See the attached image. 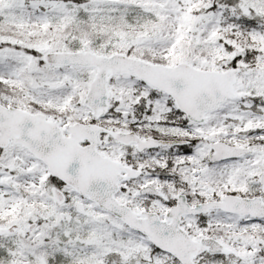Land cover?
I'll return each instance as SVG.
<instances>
[{"label": "snow or ice", "instance_id": "snow-or-ice-1", "mask_svg": "<svg viewBox=\"0 0 264 264\" xmlns=\"http://www.w3.org/2000/svg\"><path fill=\"white\" fill-rule=\"evenodd\" d=\"M0 264H264V0H0Z\"/></svg>", "mask_w": 264, "mask_h": 264}]
</instances>
